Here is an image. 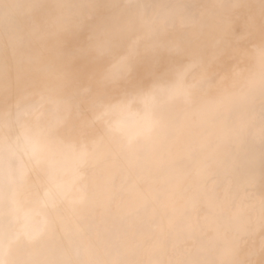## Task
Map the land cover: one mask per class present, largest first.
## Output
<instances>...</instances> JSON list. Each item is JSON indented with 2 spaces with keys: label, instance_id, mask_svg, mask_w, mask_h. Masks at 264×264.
I'll return each mask as SVG.
<instances>
[{
  "label": "snow or ice",
  "instance_id": "obj_1",
  "mask_svg": "<svg viewBox=\"0 0 264 264\" xmlns=\"http://www.w3.org/2000/svg\"><path fill=\"white\" fill-rule=\"evenodd\" d=\"M258 3L257 18L242 15L248 0H84L72 6L84 14L70 19L63 3L0 0V264H264V0ZM81 33L86 39L64 54L65 38ZM53 51L56 58L46 55ZM145 62L157 69L150 83L137 77ZM136 103L144 104L136 135L106 119ZM177 106L220 110L231 121L189 147V156L198 155L185 190L203 214L168 238L157 214L171 231L175 210L160 200L136 251L78 244L51 197L50 146H79L66 190L70 211L86 219L81 206L101 198L106 210L119 211L112 178L100 182L88 168L134 156L182 126Z\"/></svg>",
  "mask_w": 264,
  "mask_h": 264
},
{
  "label": "bare ground",
  "instance_id": "obj_2",
  "mask_svg": "<svg viewBox=\"0 0 264 264\" xmlns=\"http://www.w3.org/2000/svg\"><path fill=\"white\" fill-rule=\"evenodd\" d=\"M83 2L84 0H45L49 5L57 3L68 5L63 12L70 19L84 14L83 9L72 7ZM190 2L200 3L207 0ZM248 2L249 9L242 15L250 12L258 18L259 0ZM12 11L13 15L17 14L16 10ZM4 30L5 22L0 19V35ZM85 39L83 33L69 34L65 38L63 53L72 51ZM46 55L56 58L58 53L53 51ZM156 75L157 69L151 62L143 63L137 70V77L145 83H150ZM143 108V103H136L130 108L118 107L111 111L106 119L120 125L126 134L136 135L143 124ZM175 110L180 113L182 126L162 134L134 156L123 154L108 156L95 167L88 168L89 177L95 175L100 182L105 176L112 178L114 198L120 204L119 211L106 210L102 198L96 202L94 208L89 205L81 206L86 209L84 213L86 219H80L70 211L67 204L69 193L66 190L72 186L75 179V157L79 152V146L67 143H54L50 146V153L56 166V179L51 197L58 205V215L63 218V227L77 239L78 244L100 241L118 244L128 251H136L150 230L145 221L153 214L155 202L160 200L165 202L169 212L175 210V223L171 231L168 229L167 216L157 214V219L168 238L175 231L190 224L195 217L203 214L205 209L193 206L185 190L184 177L194 167L198 155L189 156V147L202 137L214 139L217 134L226 130L231 121L220 110L182 111L179 106ZM110 143V139L106 137L104 146ZM2 153L3 149H0V154ZM3 179V175L0 174V184L3 183ZM30 210L31 206L25 205L22 211ZM256 242L258 252V236ZM256 258L259 259L258 254Z\"/></svg>",
  "mask_w": 264,
  "mask_h": 264
}]
</instances>
